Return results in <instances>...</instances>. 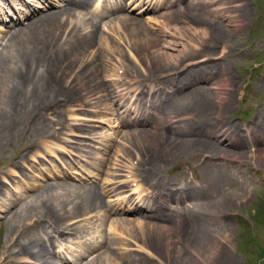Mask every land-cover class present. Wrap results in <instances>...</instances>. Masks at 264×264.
<instances>
[{"label":"bare ground","instance_id":"6f19581e","mask_svg":"<svg viewBox=\"0 0 264 264\" xmlns=\"http://www.w3.org/2000/svg\"><path fill=\"white\" fill-rule=\"evenodd\" d=\"M15 1L17 0H0V20L5 22L4 25L6 24L7 27H10L14 24L17 25L23 21L30 20L32 17L35 18L27 22L24 27L8 29L9 31L4 36L6 40H3L6 43L4 47L2 46V50L7 51V53L2 54V51L0 52V153H6L7 148L10 146H19L20 149L15 154L16 158H14L16 160H12L13 163L10 165L14 168L24 164L27 155L31 152L30 150L39 149L40 145L45 144L47 138H53L54 134L49 136L44 135V130L48 125L46 122H49V126L52 122L56 126L65 125L64 118H60L59 115L65 109L66 102H69L68 106L71 108V105L79 101L78 99L81 94L79 95L78 91L82 90L86 92L85 99L87 101L85 102L89 101L91 104L92 101L100 98L104 99L105 96H108L103 94L107 90L103 88L104 85L100 83L101 80L99 81L102 73L106 75L110 70L112 73L111 77L118 78L122 77L123 74H120L119 69L117 70L115 68L113 61L116 58L111 54H116L118 48L116 44L112 46L113 42L110 39L108 47L103 46L108 40L103 34L100 35L99 23L81 14V11L88 8L86 5L92 2V0H66L65 6H62L61 9L44 13L41 11L51 8L52 3L47 4L44 0L43 2H40V0H32L40 8L33 7L29 9L24 8V6L14 7L16 6ZM141 1L135 0V2L139 3ZM152 1H155L156 4L151 3L149 6L145 4L147 6L144 9L145 12L155 11L158 8L171 9L179 6L181 2L184 3L187 7L181 10L186 14L183 24L182 22H176L174 20L173 14L176 12L172 11L161 13L160 17H150V19H147L149 21L148 23L144 21L145 24L141 21L139 22L137 18L132 19L124 15L115 18L116 20L113 23L117 26L112 25V29H114L111 31L116 32L117 29L123 28L124 30L127 27L131 28V37L127 40L129 42H126V45H123L124 49H121L119 52L124 58L121 61L123 69L120 70H124L125 76L128 77L129 75L136 74L132 63L128 64L125 59V51H128L132 53L133 60L136 64L141 65V70L143 64L150 67L153 65V62L163 64V69H171L170 73L157 77L159 81L165 84L167 83L170 88L168 87L164 90L163 86H158L154 82L150 83L151 78L147 79V83H145L138 81L139 78L135 77L137 80L134 82L137 83L130 81L126 84H117L112 92L114 94L112 99H115L113 103L116 104L117 108L123 107V105L127 104L130 94L135 93L137 96H135L136 98L132 105L128 106V108L125 106L126 113L134 114L135 110L133 106L138 103H140V106L144 105L143 102L145 101L143 100L146 98L145 94L147 95V92H150L152 94L151 99L146 101V107L152 110L149 113V117H146L147 119H143L142 121H136L138 119L134 118L135 120L121 122V125L131 127V125L134 126L135 124L136 126V124H142V122L147 121L146 123L152 125L153 128H159V130L168 128L167 134L170 135H166L165 144L162 143L166 145L164 149L166 153L162 154L164 153L162 151L158 155L145 153L144 156L148 157L146 159L142 157L144 152H147L145 150L147 146L143 142V137L150 136L151 138L154 134L157 135L159 133L144 129H128L129 131L123 132L124 140L128 143L131 141L136 145L135 147L132 146V150L135 154L137 152L138 162H141L140 164L142 166L145 165L148 168L144 172H140L141 166L135 165L133 159L128 154L126 155L128 164L124 163L123 160H118L120 157L116 159L118 163L114 159L116 161L115 163H117L114 166H117L119 171L128 169L129 171L127 173L130 174L131 172L130 176H133L132 178L134 179L132 182L142 181L144 184L139 187V189L141 188L139 193L135 190L134 192L131 191L132 193H136L137 196L130 195V197L126 198L124 196L123 199H119V202H121L119 206H123L126 203L127 206L125 205L124 210L127 213L141 214L145 219H149V221L144 219L134 221L130 218H125L124 220L117 218V227L113 224L112 229L114 231L119 229L123 234L127 232L130 236L136 228L140 231V234L145 236L157 231H165L162 252L166 257L169 256L170 252H181L182 249L179 248L178 250V245L182 244L188 250L192 249L196 250V252L200 250L206 252L205 249H210L206 255L207 259L215 260L218 264H232L228 258L226 249H219V247H216L218 246L216 244L214 247L211 246L213 241L211 235L214 231L207 226H203L204 223L200 218L202 212L214 209L216 206L208 202H202V199L195 197L198 196L197 194L190 193L191 191L194 193L195 188L189 184H185V190L188 189V191H184V196H179L177 194L178 190L176 191L174 189L175 187H170V185L174 184L173 182L172 184L165 183L166 179H163L162 176L164 175H162L161 170L162 168H166L164 167L165 163L172 161L175 156H181L191 150H197L196 152H202V154L203 152L210 154L206 158H199L197 165L200 168L207 163V158L209 157L215 160L218 158H230L231 160V158H241L243 155L241 151L248 145V141H241L243 138L241 136L242 126L236 124L227 116L232 111V104L235 100L236 87L238 85L228 63L232 59L231 51L229 52L228 50L232 49V47L226 45L229 33L226 29L224 30L221 21L226 19L229 23L235 22L236 24H240L242 22L237 19H243L245 15H248L249 9L247 5L234 9L232 7L231 14V7L221 8L222 0H163L162 2L161 0H146L147 3ZM100 4L106 5L107 0H99L96 4L97 7ZM211 5L217 6L214 8V11L208 12L207 8ZM125 8H122V10H127ZM19 11H22V13L20 14ZM235 11L237 13L239 11L237 16L233 15ZM9 13L12 14V19L8 18L10 16ZM1 15L3 16L2 19ZM211 16L214 17L213 20ZM180 23L182 27H180ZM185 24H188L189 27L185 26ZM187 28H190L191 31L193 29V34H190L192 37L187 39L188 44L183 40L186 37V33L183 30ZM195 34H198V39L195 37ZM99 35L102 37L98 42V49H95L97 44L96 39ZM206 37L210 41L220 45L222 49L219 50V53L215 52L216 49L211 50L207 47ZM175 40H178V43ZM140 48L145 50L141 56L139 54ZM102 51L107 52L105 53L107 55L104 56V53H101ZM176 51L179 54L178 56H174V52ZM85 54H87L86 61L84 59ZM71 59L73 60L72 66L70 64ZM192 59L200 60L192 62L194 61ZM78 64L80 65L78 66ZM73 68L75 70L71 71ZM62 70L66 74L72 72L70 75L68 74V79H65V81L56 75V72ZM146 72L144 70V73ZM203 75L204 77H201ZM110 80L113 81L109 78ZM204 81H209L211 86L199 87L198 85V87H194L196 83ZM89 82L90 84H88ZM130 90V94L127 95ZM101 92L102 95H98ZM157 95H161V98H155L156 101H154L153 97H157ZM85 99L83 98L81 100ZM112 111L111 115H115L114 111L116 109L113 108ZM68 112L72 113V108ZM49 113L51 115L53 114L50 118H48ZM157 119L160 120L156 121ZM256 119L257 126L255 128H257L260 137L255 136V138L261 143H264V103L261 109L257 111ZM176 123L177 125L175 126L174 124ZM78 129L86 130L82 126ZM30 133H35V136L37 133L38 137L32 140L31 143H27L26 135ZM137 140L139 142H136ZM217 142L225 143V145L220 146ZM258 151L264 153V149ZM103 159L105 160V158ZM210 164L208 167L213 166V164ZM76 174L78 173L76 172ZM216 174L219 176L214 174V178H212L219 183L222 179V174L221 172H217ZM42 176L44 177V175ZM118 176L121 178L120 175ZM122 181L121 186L126 183ZM112 182L108 181V184L105 183L111 186ZM117 183L114 185L119 184ZM55 184H37V192L35 195H30L29 197V200H31L30 203L28 201L24 202L23 210L20 214L21 221H18L16 230H11L14 233L8 238V242H12L17 246L18 251L9 256L3 255L2 260H0L2 262L1 264H18L21 259H26V261L33 260L36 262L34 264H54L53 257H51L50 253L51 246L54 244L53 242L60 244L66 241L65 236L68 235H76L77 237H80L82 234L85 235L89 227L87 225V227H77L79 223L76 220L81 219L83 216H85L83 218H87L95 210L102 211L106 207L103 198L104 195L115 191L114 189H99L96 188L97 186L88 188L83 186L76 187L68 183L66 185L63 183H59V185ZM147 188L154 190V195L153 193L152 195L149 194L150 201H146V195L143 196L141 193L143 189L146 190ZM241 188L243 189V187ZM167 190H169L168 193ZM20 194L21 197L19 198H22L24 194ZM0 198L1 200L4 199V197ZM11 200L12 198L6 199L5 202L8 201V204H13ZM169 200L171 202L173 200V203L176 204L175 209L169 206ZM184 201L187 203L185 206L183 205L185 203ZM121 207L120 209L115 207L113 209L110 208L108 214L106 212L101 213V216L98 214L101 224L107 223L110 218V213H123ZM174 214L183 215L184 222H176ZM29 217L31 218L30 223L23 224L22 220L29 219ZM173 222L179 224L178 226L181 229L178 238L175 236V231L178 230L170 226V223ZM32 228L35 231L32 238L28 237L24 242L16 240L15 237L11 239L14 234L17 233L21 236V234H26V232L29 233V230ZM85 228L87 229L85 230ZM172 232L174 235H172ZM213 237L217 238L216 234H213ZM72 239L69 240L72 242ZM146 239L148 238L146 237ZM108 243L104 239L100 243L94 241V243L90 242V244L82 245V251L79 253V263L77 262V264H82L83 262H80V260L82 261L88 254L98 252V249L101 247H104L107 251L97 254L95 258L87 261L86 264H141L140 261L142 259L138 255L131 256L128 253L118 255L115 249L111 247V244L108 245ZM8 248L7 246L6 249ZM180 254L182 255V252Z\"/></svg>","mask_w":264,"mask_h":264},{"label":"rangeland","instance_id":"374dc122","mask_svg":"<svg viewBox=\"0 0 264 264\" xmlns=\"http://www.w3.org/2000/svg\"><path fill=\"white\" fill-rule=\"evenodd\" d=\"M31 1L32 0H17L15 1L16 6L14 7L17 8L24 6V8L29 9L33 7L38 9L40 8L37 3ZM45 1L47 4L52 3V7L46 10H42L41 12L43 13L48 11L50 12L51 10L61 9L62 6H65L64 4L66 0L64 2H62L63 0H44V2ZM93 1L94 0H92V2ZM162 1L163 0H161V2ZM40 2H43V0H40ZM92 2L89 3L92 4ZM89 3L88 5H86V7L88 8L83 9L84 11L80 10L81 14H83L82 16H87L89 19L97 21L99 23L100 35L103 34V36H105L108 40V42H105L104 44L102 42L103 46L108 47L109 40L111 39V41L113 42L112 46L116 44V46L118 47L116 52V54L118 55H113V53L111 54L116 58L113 62L115 64V68L117 70L119 69L120 72H118L120 74L123 73L122 77H111L112 73L110 70V72L108 71L106 75H103L102 73L103 76L100 75L99 81L104 80L103 82L100 81V83L103 84L105 86H103V88L107 90V92H103V94L108 96H105L104 99L100 98L96 101H92L91 104L89 103V101L85 102L87 101L85 99L86 92L82 90L78 91V94L81 95L78 99L79 101L71 105L73 112H68L71 108L70 106H68L69 102H66L67 105L63 110L64 113L61 112V115H59L60 118H64L63 121H65V125L56 126L54 122H52V124H50L49 126V122H46V124L48 123V125L44 130V135L49 136L51 134H54L53 138H47L45 144L40 145L39 149L30 150L31 152L27 155L24 164L16 166L15 168L10 166L13 163L12 160H16L14 159L16 158L15 154H17L20 149L18 145L8 147L6 153L4 154L0 153V197H4V199L2 200L0 198V260H2L1 258L3 255L9 256L12 253L18 251L17 246H15L12 242H8V238L14 233V231L12 232L11 230H16V226L19 223L18 221H21L20 214L23 210L22 207L24 206V202L28 201V203H30V195H35V193L37 192V184H55L56 182H58L55 185H59V183H63L66 185V183H68L69 185H73L76 187L83 186L91 188L97 186L96 188L99 189H114L115 191L104 195L103 198L106 203V207L102 211L99 212L98 210H95L93 211V213L89 214L87 218H83L85 217L83 216L81 219L76 220L79 223L77 227H85L86 225L89 227L85 235L82 234L80 235V237H77L76 235H68L65 236L66 241H63L60 244H58L57 242H53L54 244H52L51 246L50 253L51 257H53L54 264H77L78 260L80 259L79 253H81L82 251V245L84 246L88 243L90 244V242L94 243V241L100 243L104 239L109 242L108 245L111 244V247L115 249L118 255L127 253L131 256L138 255V257L142 259V261H140L141 264H218V262L215 260L207 259L206 255L208 254L210 249H205L206 252H203V250H200L201 252H196V250H188L182 244L178 245V250L179 248L182 249V255L180 254L181 252L178 251V253L170 252L169 256L166 257L162 252L165 231H157L145 236L143 234H140V231L136 228L134 230L135 234L133 233L130 236L129 234H127V232L123 234V232L119 231V229L117 230L118 232L112 229V227L114 226L113 224H115L117 227V218L122 220H124L125 218H130L134 221H137L139 219L149 221V219H145V217H143V215L141 214L127 213L124 210L127 206L126 203H124L123 206H119V203L121 204V202H119V199H123L124 196H126V198L130 197V195L137 196L136 193L132 192H134L135 190L137 191V193H139L141 189H139V187L144 184L142 181L132 182V180L134 179L132 178L133 176H130L131 172L130 174L127 173L129 171L128 169L119 171L117 169V166H114L118 163L116 159L120 157V159L118 160H123L124 163L128 164V159L126 157V155L128 154L133 159V163L135 165H139V167L141 166L140 172H144V170L148 168L145 165L142 166L140 164L141 162H138L139 159H137V152L135 154V152L132 150V146L135 147L136 145L131 141L130 143H128L126 140H124L122 135L123 132L127 131L128 129H144L146 131H156V133H159L157 135L154 134L153 136H151V138L150 136L143 137V142L147 146V149H145L147 152H144L142 157L146 159L148 157L144 156L145 153L158 155V153L161 154L162 152H164L162 154H165L166 151L164 149L166 145H163L165 144V136L170 135L167 134L168 128L159 130V128H153L152 125L147 124V121H144V123L142 122V124H136V126L135 124L134 126L131 125V127H124L123 125H121V122L135 120L134 118L138 119L136 121H142L143 119L145 120L149 117V113L152 112V110L146 107V101L151 99L152 94H150V92H147V95L145 94L146 98L143 100L145 101L143 102L144 105L140 106V103H138L137 105L135 104L133 106L135 110L134 114H129L128 112L126 113L125 106L127 108L128 106H131L136 98L135 96L137 95L135 93L130 94V90L127 94H130L127 104L123 105V107L121 106L117 108L116 104L113 103V100L115 99H112L114 95L112 94V92L115 89L116 85L119 83L126 84L130 81H132V83H137L134 82L137 80L135 79V77L139 78L138 81L145 83H147V79L151 78L152 80L150 81V83L154 82V84L163 86L164 90H166L168 87L170 88V86L167 83L165 84L162 81H159V78L157 77L170 73L171 71V69H163V64L158 62H153V65H151L150 67H148V65L146 64H143L142 71L140 69L141 65H137L133 60L134 58L132 56V53L125 51V59L127 63H132L134 72H136V74L129 75L128 77L125 76L123 72L124 70H120L123 69L121 61L124 60V58L119 52L121 51V49H124L123 45H126V42H129L127 40L131 37L132 32L130 27L124 28V30L123 28L117 29L116 32H112L111 30L114 29H112V25L117 26L114 25L113 22L114 20H116L115 18L125 15L131 17L132 19L137 18L139 19V22L141 21L143 24H145V22H149L147 21V19H150V17H160L161 13L172 11L176 12L173 14L174 20H176V22H182L183 24L186 14L181 10L185 9L187 6L181 2L179 6L171 9L158 8L155 11H147V13L144 11V9L147 8L145 4H147L148 6L151 3L156 4L155 1L147 3L146 0H142L141 3H139L135 2V0H116L115 2L114 0H112L111 4V0H109L107 3L109 4L108 6H105L104 4L102 7H99V14L102 11L107 10V7L110 8L111 6H115L116 4H119L121 6V9L115 11V13H112L109 16L99 17V14L93 15L92 13L95 9V3L92 4V6ZM221 4V8L231 7V14L234 8H239L243 5H247V8L249 9L248 15H245L243 19H237L242 22L240 24H236L235 22L229 23L226 19H223V21H221L224 30L226 29L229 33V37L227 38L228 42L226 43V45H230L232 47V49H228L229 52L231 51L230 53L232 54V59L228 63L238 85L236 87L237 91L234 98L235 100L232 104V111L228 113L229 115L227 116L233 122L242 126L243 130L241 132V136L243 138L241 139V141H248V147L246 146L242 149L241 152L243 155L241 156V158H231V160L230 158H218L215 160L210 159L209 157L207 158V163H205L202 168L197 165V161H199V158L201 157L206 158L208 155L210 156V154L204 152L202 154V152H196L197 150H191L190 152L186 154L184 153L181 156H175L172 161L165 163L164 167L166 168H162L161 171L162 175H164L162 176L163 179H166L165 183L172 184L173 182L174 184L170 185V187H175L174 189H176V191L178 190L177 194L179 196H184V191H188V189L185 190V186L189 184L191 187L195 188L194 193L193 191H191L190 193L197 194L198 196L195 197H197L198 199H202V202H208L209 204H213L216 206V208L214 209L202 212V215L200 216L201 220L204 223L203 226H207L213 229L212 231H214L211 235V238L213 239L211 243L212 247H214L216 244L218 245L216 247H219V249H226L228 258L231 260L232 264H264V153L258 151L260 149H264V143H261L255 138V136H259V132L257 128H255L257 126V111L261 109V106L264 103V0H222ZM216 6L217 5H211L209 8H207L208 12L214 11V8ZM125 7L127 8V10H122V8ZM19 13L21 14L22 11H19ZM238 13L237 11H235L233 12V15L237 16ZM9 15L10 16H8V18L12 19V14L9 13ZM2 17L3 16L1 15V19ZM34 18L35 17L30 18V20ZM211 18L213 20L214 17L211 16ZM30 20L23 21L17 25L14 24L10 27H7L6 24L4 25L5 22L0 20V52L2 51V54L7 53V51L2 50L4 44L6 43V41L4 42L3 40H6L4 36H6L7 32L10 29L16 27H24ZM182 24L180 23V27H182ZM185 26L189 27L188 24H185ZM183 31L186 33V37L183 40L186 44H188L187 39L189 37H192L190 34H193V29L191 31L190 28H187ZM151 32L153 33V31ZM197 35L198 34H195V37L198 39ZM99 36L96 39L97 44L95 46V49H98V42L102 37ZM205 40L208 43L207 47L211 50L216 49V53H219V50L222 49L220 45L210 41L208 37H206ZM175 42L178 43V40H175ZM140 49L141 50L139 51V54L141 56L143 55L145 50L143 48ZM101 53H104V56L107 55L105 54L107 53L105 51H102ZM176 55H179L177 51L174 52V56ZM86 58L87 54H85V61ZM195 60L192 62H195ZM216 61L218 60L216 59ZM70 64L71 66L73 65L72 59L70 60ZM79 65L80 64H78V66ZM72 70L75 69L73 68L71 69V71ZM144 70L147 72L144 73ZM63 72L64 70L56 72V75H58L60 79L65 81V79H68L69 73L66 74ZM113 73L117 74L115 72ZM204 75L201 77H204ZM123 76L125 77L123 78ZM109 78L114 82L111 80L109 81ZM88 84H90V82ZM198 85L199 87H209L211 86V83H209V81L198 82L194 87H198ZM98 95L101 96L102 92ZM158 97L161 98V95L153 97V100L156 101ZM83 98L85 100H81ZM112 107L116 109V111H114L115 115H111V112H113ZM144 111H146V113H144ZM52 115L51 113H49L48 118L52 117ZM159 120L160 119H157L156 121ZM49 121L51 120L49 119ZM174 125L176 126L177 123ZM80 126L84 127L86 130H79L78 128ZM37 135V133L36 136L35 133L27 134V143H31L32 140H35L38 137ZM136 142L139 141L137 140ZM217 143L220 146L225 145V143ZM103 158H105V160ZM114 159L117 161V163H115L116 161ZM208 162L211 163H209L210 165L213 164L214 168L213 166L208 167ZM216 166L217 168H215ZM76 172L78 174H76ZM217 172H221L222 174V179L219 183H217L216 180L213 179L214 174L217 175ZM42 175H44V177ZM118 175H120L121 178ZM224 175L225 177L223 178ZM40 176L43 178H41ZM195 177L198 179H196ZM122 179L124 182H126L123 186L120 185ZM108 181H113L111 186L107 185ZM116 183L118 185H114ZM241 187H243V189ZM143 191L141 193L143 194V196L146 195V201H150L151 199L149 198V194L152 195L153 193L154 195V190L152 188H147L146 190L143 189ZM168 192L169 190H167V193ZM20 193L24 194L22 198H19L21 197ZM11 198L13 204H8V201L5 202L6 199L8 200ZM152 201L154 200L152 199ZM168 203L172 209H175L176 204L173 203V200L172 202L169 200ZM183 205L185 206L187 205V203L185 202ZM114 207L119 209L121 207L123 213H110V218L108 219L107 223L102 225L101 221H99V216H101L104 212L108 214L110 212V208L113 209ZM174 218L176 219V222H184L183 215L181 214H174ZM30 219V217L29 219H23V224L27 222L30 223ZM178 225L179 224L174 222L170 223L171 227L173 226L176 230H178L175 231V236H177V238L181 233L180 226ZM86 229L87 228H85V230ZM29 231V233L26 232V234H21L22 237L16 233L12 236L11 239L15 237L16 240L24 242L26 241V238H32L35 234L33 228ZM213 234H216L217 238H214ZM172 235H174L173 232ZM146 237L148 239H146ZM132 238L135 242L132 240ZM69 239H72V242ZM7 246L9 247L8 249H6ZM139 247L143 248L140 249ZM106 251L107 249L101 247L98 249V252L86 255L84 259H82V261L80 260V262H83L82 264H86L87 261L95 258L97 254L104 253ZM217 259L219 260V258ZM28 261H26V259H21L18 264L36 263L33 260ZM1 263L2 262H0V264Z\"/></svg>","mask_w":264,"mask_h":264}]
</instances>
